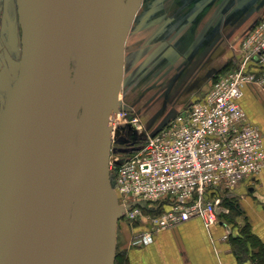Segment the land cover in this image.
Instances as JSON below:
<instances>
[{"label": "water", "instance_id": "water-1", "mask_svg": "<svg viewBox=\"0 0 264 264\" xmlns=\"http://www.w3.org/2000/svg\"><path fill=\"white\" fill-rule=\"evenodd\" d=\"M124 2L17 0L22 56L0 116V264H115L110 123Z\"/></svg>", "mask_w": 264, "mask_h": 264}, {"label": "built area", "instance_id": "built-area-1", "mask_svg": "<svg viewBox=\"0 0 264 264\" xmlns=\"http://www.w3.org/2000/svg\"><path fill=\"white\" fill-rule=\"evenodd\" d=\"M262 66L264 20L245 34L236 68L219 75L204 95L119 164L114 190L121 217L145 228L132 240L134 247L149 245L159 232L195 218L207 229L220 224L222 200L260 175L264 135L249 122L240 102L247 85L264 83V76L255 70ZM127 117L119 108L110 124ZM129 123L142 127L136 116ZM228 238L229 233L224 236Z\"/></svg>", "mask_w": 264, "mask_h": 264}, {"label": "crops", "instance_id": "crops-1", "mask_svg": "<svg viewBox=\"0 0 264 264\" xmlns=\"http://www.w3.org/2000/svg\"><path fill=\"white\" fill-rule=\"evenodd\" d=\"M153 4H158L159 10L163 9L170 18L177 19L179 15L185 22L183 28L190 30L184 33L192 49L188 76L191 87L186 105L208 91L216 80L210 78L227 67L238 66L245 34L264 20V0H154ZM174 29H178L177 25ZM194 65L200 66L194 71L201 80L193 86ZM255 70L264 76V66ZM240 104L249 122L264 135V83L247 85ZM229 196L238 202L241 214L225 207L222 222L210 229L195 218L159 232L149 245L132 247L130 231L126 232L124 242L117 245L126 254L128 264H253L250 260L238 261L231 238L239 236L248 224L252 235L264 245V169L256 179L244 181ZM227 233L229 238L225 240Z\"/></svg>", "mask_w": 264, "mask_h": 264}, {"label": "rangeland", "instance_id": "rangeland-1", "mask_svg": "<svg viewBox=\"0 0 264 264\" xmlns=\"http://www.w3.org/2000/svg\"><path fill=\"white\" fill-rule=\"evenodd\" d=\"M153 3L154 0L124 2L126 38L119 108L127 114L128 119L121 121L116 118L110 124L112 127L110 167L114 168L111 173L113 180L119 164L148 136L165 126L189 102L188 90L191 85L188 76L192 49L184 36L187 31L183 28L185 22L178 17L179 15L177 19L173 16L170 18L168 13L162 12L163 9L159 10L161 7L158 4ZM169 24L173 27L170 28ZM175 25L178 27L177 30L174 29ZM21 34L17 0H0V116L19 75L22 56ZM195 68L199 70L200 66L194 65L193 86L199 79L201 80L199 75H195L197 72L194 71ZM232 69L234 68L227 67L210 80H215L219 75ZM75 74L76 68L73 64V79ZM133 116L140 118L141 128L130 125L129 118ZM227 199L237 202L229 195ZM221 206L227 207L224 200ZM139 224L128 223L125 216L120 217L117 243L124 242L126 232L130 231L131 246L134 247L132 240L140 232ZM117 252L123 253L120 251V245H117L116 254Z\"/></svg>", "mask_w": 264, "mask_h": 264}, {"label": "trees", "instance_id": "trees-1", "mask_svg": "<svg viewBox=\"0 0 264 264\" xmlns=\"http://www.w3.org/2000/svg\"><path fill=\"white\" fill-rule=\"evenodd\" d=\"M224 201L225 206L229 207L233 212L241 214V209L237 202L227 198ZM231 242L240 263L250 260L253 264H264V245L252 235L248 224L243 227L239 236L231 238ZM115 264H128L124 252H117Z\"/></svg>", "mask_w": 264, "mask_h": 264}, {"label": "bare ground", "instance_id": "bare-ground-1", "mask_svg": "<svg viewBox=\"0 0 264 264\" xmlns=\"http://www.w3.org/2000/svg\"><path fill=\"white\" fill-rule=\"evenodd\" d=\"M119 95H120V93H119Z\"/></svg>", "mask_w": 264, "mask_h": 264}]
</instances>
